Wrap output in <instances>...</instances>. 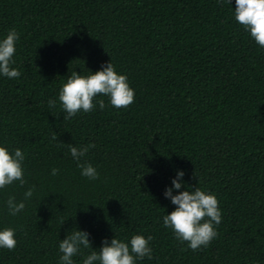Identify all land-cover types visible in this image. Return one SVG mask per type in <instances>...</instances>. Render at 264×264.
<instances>
[{
    "label": "trees",
    "instance_id": "1",
    "mask_svg": "<svg viewBox=\"0 0 264 264\" xmlns=\"http://www.w3.org/2000/svg\"><path fill=\"white\" fill-rule=\"evenodd\" d=\"M235 6L0 0V41L19 33L11 67L21 73L0 75V146L24 153L26 180L0 189V230L15 229L17 240L14 250L0 248V264H59V243L75 230L89 233L91 249L74 264L104 240L134 235L153 237L152 258L136 264H264V48L235 20ZM108 62L127 76L134 102L117 109L99 95L103 110L63 119L67 76ZM69 144H95L80 162L98 179L81 175ZM179 170L184 187L173 195L200 188L222 213L218 236L197 251L163 226L176 207L164 192ZM9 196L25 203L15 216Z\"/></svg>",
    "mask_w": 264,
    "mask_h": 264
},
{
    "label": "clouds",
    "instance_id": "2",
    "mask_svg": "<svg viewBox=\"0 0 264 264\" xmlns=\"http://www.w3.org/2000/svg\"><path fill=\"white\" fill-rule=\"evenodd\" d=\"M221 3L224 0H220ZM230 0H227L229 3ZM234 18L249 33L257 45L264 48V0H235ZM19 40V33L15 28L7 32L6 37L0 41V75L9 79L18 78L21 73L18 69L11 67L12 57L16 52V42ZM102 70L91 73L87 76L72 71L67 76L59 90L60 106L66 115L63 119L68 120L83 111L92 112L99 106L101 110L106 107L103 99L96 100L99 95L107 96L112 107L120 109L127 108L134 102L135 92L129 86L126 75L117 74L111 62L101 66ZM95 100V103H94ZM56 100L49 99V108L56 107ZM53 140L57 136L53 134ZM95 144H88L81 148L68 145L70 154L77 161V167L81 169V175L90 180L99 178L96 169L87 162L81 163L90 148ZM24 153L15 149L10 154L6 147L0 146V189L18 181L21 186L26 183L24 179L23 162ZM58 169L53 168L51 174H58ZM184 172L177 171L176 177L172 179V187L166 188L165 198L170 199L175 209L163 216V226L173 231L175 238L181 242H187L188 248L193 251L207 248L218 236L214 225H219L222 213L216 196L200 188L193 191H179L173 195V190L184 187ZM35 186L28 188L24 193V199L28 200L33 196ZM6 206L10 215L15 216L25 208L24 202H17L14 196H9ZM207 218V219H206ZM64 221L61 223L63 224ZM89 233L75 230L67 235L59 243V264H74L73 257L81 253V248L91 249V242L88 239ZM152 236L145 238L142 235H134L129 243L116 238L102 241L101 248L92 250L84 259L82 264H136V260L145 257L152 258V248L149 242ZM17 244L15 229L4 228L0 230V248L9 251L14 250ZM184 250L183 248L181 249Z\"/></svg>",
    "mask_w": 264,
    "mask_h": 264
}]
</instances>
